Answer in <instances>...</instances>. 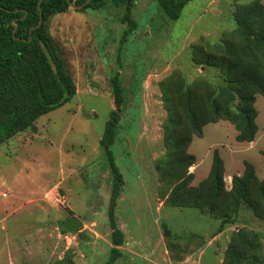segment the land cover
Segmentation results:
<instances>
[{
  "label": "rangeland",
  "instance_id": "374dc122",
  "mask_svg": "<svg viewBox=\"0 0 264 264\" xmlns=\"http://www.w3.org/2000/svg\"><path fill=\"white\" fill-rule=\"evenodd\" d=\"M255 4L264 8V0H189L170 20L155 0H132L135 28L124 37V6L109 1L46 18L74 93L0 143V264H104L111 176L99 140L114 109L113 77L121 104L110 151L123 184L112 264H229L233 247L242 252L231 256L237 264L253 254L264 264V97L254 94L248 142L235 140L230 121H208L204 106L210 92L219 102L232 98L234 109L243 105L236 91L226 95L218 62L224 43L245 38L235 16ZM256 24L264 26V16ZM214 154L221 186L212 198ZM247 168L253 178L236 203L232 176ZM69 217L81 221L73 232L62 227ZM237 232L256 238L246 236L243 249Z\"/></svg>",
  "mask_w": 264,
  "mask_h": 264
},
{
  "label": "trees",
  "instance_id": "16d2710c",
  "mask_svg": "<svg viewBox=\"0 0 264 264\" xmlns=\"http://www.w3.org/2000/svg\"><path fill=\"white\" fill-rule=\"evenodd\" d=\"M69 1L80 4L84 0ZM105 1L114 6H124L122 21L127 23L122 36L124 37L135 28L134 21L129 17L132 0H89L82 8L95 10ZM187 1L189 0H155L159 9L170 20L178 18ZM36 2L37 0H0V143L13 133L31 126L37 117L67 102L74 93L67 72L61 67L59 58L51 49V39L45 27L46 18L63 12L68 7V1L41 0L39 10L36 8ZM39 14L41 24L37 25ZM263 16L264 8L257 4L240 10L235 18L245 38L241 43L238 41L222 44L223 53L218 63L224 67L227 74L224 80L227 84H223L225 87L229 84L226 95L236 91L243 105L234 109L230 105L232 98L219 102L212 92L205 94L204 106L209 110L208 121H230L237 131L235 140L239 142L252 140L256 126L253 122L255 111L251 104L254 94L264 97V26L256 24L257 19ZM111 81L114 109L109 112L99 140L111 176L106 209L111 247L104 264H112L118 258L117 247L122 240V232L114 217V207L123 179L110 151L119 118L121 94L116 79L113 77ZM185 109L192 129L199 134L191 101H187ZM209 176L213 184L210 195L215 198L221 186L220 160L216 154L213 155ZM252 178L248 168L243 177L232 176L231 189L236 193V203L245 199L247 185ZM259 191L261 199H264V189L260 188ZM222 225L223 221L216 231H219ZM246 236L256 238L254 232L247 235L237 232L234 239L243 249H246L249 243ZM235 253L238 255L242 252L233 247L227 258L230 260L229 264H237L231 258ZM245 264H256L254 254L248 257Z\"/></svg>",
  "mask_w": 264,
  "mask_h": 264
},
{
  "label": "water",
  "instance_id": "95a60500",
  "mask_svg": "<svg viewBox=\"0 0 264 264\" xmlns=\"http://www.w3.org/2000/svg\"><path fill=\"white\" fill-rule=\"evenodd\" d=\"M40 1L41 0H37L36 2V8L39 10V5H40ZM68 1V6L73 7V8H82L89 0H84L82 3L80 4H74L72 1L66 0ZM41 24V15L39 14V20L37 22V25ZM81 225V221L78 218L75 217H69L67 218L64 223L62 224V227L70 232H73L74 230L77 229L78 226Z\"/></svg>",
  "mask_w": 264,
  "mask_h": 264
}]
</instances>
